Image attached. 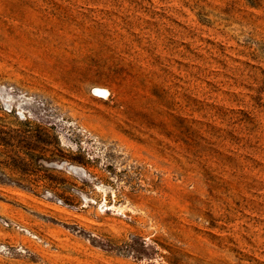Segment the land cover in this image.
<instances>
[{
  "label": "rangeland",
  "instance_id": "rangeland-1",
  "mask_svg": "<svg viewBox=\"0 0 264 264\" xmlns=\"http://www.w3.org/2000/svg\"><path fill=\"white\" fill-rule=\"evenodd\" d=\"M0 218L47 244L0 264H264V0H0Z\"/></svg>",
  "mask_w": 264,
  "mask_h": 264
},
{
  "label": "built area",
  "instance_id": "built-area-1",
  "mask_svg": "<svg viewBox=\"0 0 264 264\" xmlns=\"http://www.w3.org/2000/svg\"><path fill=\"white\" fill-rule=\"evenodd\" d=\"M93 93L95 95L101 97V98H107L108 97V92L104 89H95ZM58 203L60 204L61 202L59 201ZM0 222L5 228H14L15 230L25 234L27 237L31 238L32 240L36 241L37 243H40V244L45 245V246L47 245L37 235L32 234L30 231L24 229L23 227H21L17 224H13L12 222L2 220L1 218H0Z\"/></svg>",
  "mask_w": 264,
  "mask_h": 264
}]
</instances>
